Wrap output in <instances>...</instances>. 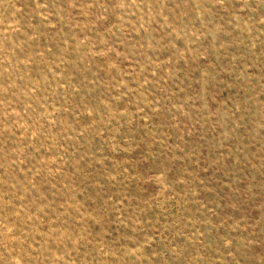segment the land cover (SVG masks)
<instances>
[{"label": "rangeland", "instance_id": "374dc122", "mask_svg": "<svg viewBox=\"0 0 264 264\" xmlns=\"http://www.w3.org/2000/svg\"><path fill=\"white\" fill-rule=\"evenodd\" d=\"M0 264H264V0H0Z\"/></svg>", "mask_w": 264, "mask_h": 264}]
</instances>
